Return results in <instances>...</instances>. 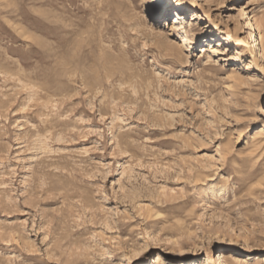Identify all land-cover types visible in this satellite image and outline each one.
I'll return each mask as SVG.
<instances>
[{
    "label": "rangeland",
    "instance_id": "374dc122",
    "mask_svg": "<svg viewBox=\"0 0 264 264\" xmlns=\"http://www.w3.org/2000/svg\"><path fill=\"white\" fill-rule=\"evenodd\" d=\"M224 259L264 264V0H0V264Z\"/></svg>",
    "mask_w": 264,
    "mask_h": 264
},
{
    "label": "bare ground",
    "instance_id": "6f19581e",
    "mask_svg": "<svg viewBox=\"0 0 264 264\" xmlns=\"http://www.w3.org/2000/svg\"><path fill=\"white\" fill-rule=\"evenodd\" d=\"M174 3L175 2H181V0H173ZM248 26L250 27V29L252 30V25L250 24V22H248ZM187 42H190V40H187ZM220 49V48H219ZM221 51V50H220ZM219 52V51H218ZM222 52V51H221ZM239 53L236 52L235 54H231V58L230 59H234V57H236V55H238ZM224 263L225 264H228V260L227 259H224Z\"/></svg>",
    "mask_w": 264,
    "mask_h": 264
}]
</instances>
